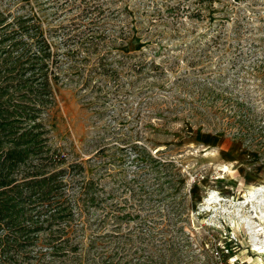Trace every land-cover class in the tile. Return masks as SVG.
<instances>
[{"label":"rangeland","instance_id":"obj_1","mask_svg":"<svg viewBox=\"0 0 264 264\" xmlns=\"http://www.w3.org/2000/svg\"><path fill=\"white\" fill-rule=\"evenodd\" d=\"M0 13L48 37L55 140L103 176L100 207L67 227L74 251L41 247L40 264H264L247 206L264 150L232 138L224 108L245 100L264 121V0H0Z\"/></svg>","mask_w":264,"mask_h":264},{"label":"trees","instance_id":"obj_2","mask_svg":"<svg viewBox=\"0 0 264 264\" xmlns=\"http://www.w3.org/2000/svg\"><path fill=\"white\" fill-rule=\"evenodd\" d=\"M9 15L0 13V264H40L41 247L51 257L74 251L67 227L100 207L103 176H87L56 142L60 60L31 15ZM224 108L232 138L263 151L262 115L237 98Z\"/></svg>","mask_w":264,"mask_h":264},{"label":"bare ground","instance_id":"obj_3","mask_svg":"<svg viewBox=\"0 0 264 264\" xmlns=\"http://www.w3.org/2000/svg\"><path fill=\"white\" fill-rule=\"evenodd\" d=\"M248 196L249 197L247 199V203H248L247 206L249 205L251 208H253V210L256 213V218L261 223L264 224V185H259L257 187L251 188V190L248 191ZM247 218H249V217H247ZM247 220H249V219H247ZM250 222H251L250 224L254 225L253 221H250ZM237 223L238 222H236V223L234 222L233 223V229H237L238 230L240 228ZM260 230H263V227H261L260 229L257 230L256 226H254L253 229L249 232L248 235H250L251 240H252V238H254L257 241H259L258 243H256V245L254 244V246L255 247L260 246V247H258V249L256 251L259 254H264V241L262 240V238H263L262 235L263 234H262V231H260Z\"/></svg>","mask_w":264,"mask_h":264}]
</instances>
